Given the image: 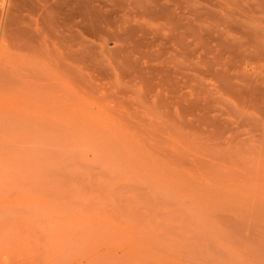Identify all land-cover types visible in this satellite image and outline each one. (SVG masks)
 <instances>
[{
    "label": "bare ground",
    "instance_id": "obj_1",
    "mask_svg": "<svg viewBox=\"0 0 264 264\" xmlns=\"http://www.w3.org/2000/svg\"><path fill=\"white\" fill-rule=\"evenodd\" d=\"M0 105L71 110L74 152L145 188L264 206V0H0ZM4 153L18 171L24 154ZM7 192L4 250L23 218Z\"/></svg>",
    "mask_w": 264,
    "mask_h": 264
},
{
    "label": "rangeland",
    "instance_id": "obj_2",
    "mask_svg": "<svg viewBox=\"0 0 264 264\" xmlns=\"http://www.w3.org/2000/svg\"><path fill=\"white\" fill-rule=\"evenodd\" d=\"M31 10L19 12L33 17ZM63 113L0 105V198L8 188L18 201L9 217L23 216L6 250L0 245L5 264H264V206L229 193L166 192L125 180L122 160L106 163L84 146L74 152ZM9 124L28 126L31 136L15 142ZM8 150L25 156L18 171L2 170Z\"/></svg>",
    "mask_w": 264,
    "mask_h": 264
}]
</instances>
